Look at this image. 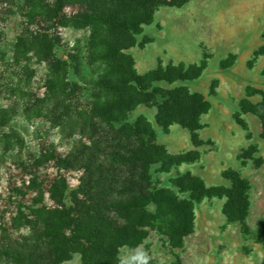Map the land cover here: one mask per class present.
I'll return each mask as SVG.
<instances>
[{
	"label": "trees",
	"instance_id": "obj_1",
	"mask_svg": "<svg viewBox=\"0 0 264 264\" xmlns=\"http://www.w3.org/2000/svg\"><path fill=\"white\" fill-rule=\"evenodd\" d=\"M188 2L103 0L105 16L95 22L82 0H57L60 26L66 29L74 24L89 35L86 51H78L83 58L79 62L73 57L72 64L75 70L85 65L97 80L91 98L74 104L71 95L64 93L72 87L64 77L65 63L52 60V47L27 49L46 62L48 98L44 103L59 120L66 119L65 126L74 129L72 147L64 159L42 156L29 166L19 157L17 161L13 158L22 174L12 192L0 197V264H64L75 255L82 264H143V260L124 261L121 250L142 246L151 231L165 237L171 249H182L183 240L192 233L194 205L216 197L226 200L223 214L227 221L239 225L243 235L249 234L247 179L226 170L222 177L230 182L229 188H207L200 179L185 173L172 183L178 195L155 187L151 167L159 165L160 173H168L174 166L196 162L199 154L171 156L156 143L155 131L143 116L134 123L127 121L139 106L155 108L156 124L163 133L179 126L190 133L193 146L203 144L197 135L199 121L211 106L185 84L201 77L205 61L187 67L159 63L140 75L127 54L143 28L153 23L158 7H182ZM150 42L145 39L138 48ZM263 54L261 51L255 57ZM231 64L222 62L221 67ZM56 71L57 95L51 75ZM161 83L177 85L162 89L157 87ZM214 94L211 90L210 95ZM245 94L239 111L258 118L264 140V91L248 87ZM255 96L261 101L253 104L250 99ZM49 164L56 173H48Z\"/></svg>",
	"mask_w": 264,
	"mask_h": 264
},
{
	"label": "rangeland",
	"instance_id": "obj_2",
	"mask_svg": "<svg viewBox=\"0 0 264 264\" xmlns=\"http://www.w3.org/2000/svg\"><path fill=\"white\" fill-rule=\"evenodd\" d=\"M82 2L95 22L102 21L103 0ZM88 37L86 30L74 24L66 29L60 26L57 0H0V197L12 192L22 174L13 165L14 159L19 157L28 166L42 156L64 159L72 147L74 129L65 126L66 119L59 120L44 103L48 98L46 62L27 49L52 47V60L65 63L63 75L72 86L64 93L70 94L75 104L91 98L97 80L85 65L75 70L72 64L73 57L79 62L83 58L78 51H86ZM145 39L151 42L138 48ZM136 41L127 54L140 75L156 69L159 63L166 67L161 58L181 50H198L206 63L201 77L185 84L211 106L199 121L207 140L199 150L189 151L198 153L199 160L174 166L168 173H160L159 165L151 167L153 185L178 195L172 183L178 175L189 173L207 188H229L230 182L222 173L236 171L250 183L246 220L250 232L245 236L239 225L227 221L225 198L204 199L194 205L192 233L183 240L182 249H171L165 237L151 231L142 246L121 250V259L143 260L141 253H146L152 264H264V140L258 118L239 111L248 87L264 91V54L255 57L264 51V0H189L182 7L163 5ZM222 62L232 64L223 68ZM51 75L57 95V71ZM176 85L161 83L157 87ZM260 101L259 96L250 99L253 104ZM155 113V108L139 106L127 121L134 123L143 116L151 125ZM151 127L156 130V143L165 147L169 132ZM47 166L48 173H56L52 164ZM80 260L75 255L64 264H82Z\"/></svg>",
	"mask_w": 264,
	"mask_h": 264
},
{
	"label": "crops",
	"instance_id": "obj_3",
	"mask_svg": "<svg viewBox=\"0 0 264 264\" xmlns=\"http://www.w3.org/2000/svg\"><path fill=\"white\" fill-rule=\"evenodd\" d=\"M161 59L165 61L166 64L163 63V65L165 66L170 65V64L174 66H178V65L191 66V65H199L200 61L203 59V55L198 50H194V51L181 50V52L177 54H173V55L169 54L166 57V59L164 58H161ZM194 93H198V92H194ZM155 116H156V113H155ZM153 123H155V125ZM151 125L153 127L157 126L155 118L151 120ZM197 135H198L200 142H205L207 140V137L202 132V130L198 131ZM165 140L166 141H164L163 144L166 147L167 153L171 156H178V155L187 153L191 150L195 151V150L200 149V147L196 148L195 146H193L191 139H190L189 132L185 131L179 126L171 127L169 130L167 139Z\"/></svg>",
	"mask_w": 264,
	"mask_h": 264
},
{
	"label": "clouds",
	"instance_id": "obj_4",
	"mask_svg": "<svg viewBox=\"0 0 264 264\" xmlns=\"http://www.w3.org/2000/svg\"><path fill=\"white\" fill-rule=\"evenodd\" d=\"M141 256L143 257V264H148L149 257L146 253H141Z\"/></svg>",
	"mask_w": 264,
	"mask_h": 264
}]
</instances>
